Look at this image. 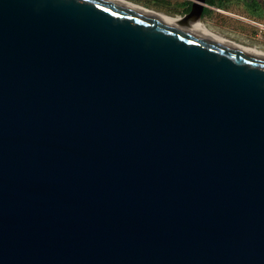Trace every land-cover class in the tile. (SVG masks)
Segmentation results:
<instances>
[{"label":"water","instance_id":"water-1","mask_svg":"<svg viewBox=\"0 0 264 264\" xmlns=\"http://www.w3.org/2000/svg\"><path fill=\"white\" fill-rule=\"evenodd\" d=\"M109 0H0V264H264V55Z\"/></svg>","mask_w":264,"mask_h":264},{"label":"crops","instance_id":"crops-1","mask_svg":"<svg viewBox=\"0 0 264 264\" xmlns=\"http://www.w3.org/2000/svg\"><path fill=\"white\" fill-rule=\"evenodd\" d=\"M231 5H237L240 13V17H237L239 21L234 19L230 20L235 21L233 23L231 22L230 29L233 30L235 25H237L238 31L243 37L242 40L240 38L239 44L264 52V0H231L222 4L214 3L212 6L207 5L205 7L207 10L206 14H211L214 10L222 14L233 16L229 13H225L227 11L224 10L226 8L230 10ZM226 23L227 20L223 22V24ZM233 42L236 43V41Z\"/></svg>","mask_w":264,"mask_h":264},{"label":"rangeland","instance_id":"rangeland-1","mask_svg":"<svg viewBox=\"0 0 264 264\" xmlns=\"http://www.w3.org/2000/svg\"><path fill=\"white\" fill-rule=\"evenodd\" d=\"M147 9H151L154 11H158L164 13L171 17H179L182 18L184 14V10L187 7L188 3H191L193 0H126ZM233 16H229L228 14H222L217 11H212L211 14H204L199 21L203 25H205L212 32L223 36L229 40L236 41L239 44L240 38L243 37L240 35L238 31V26L235 25V28L230 29L231 22L230 20H238V16L240 17V13L237 5H231V9H224ZM227 20L226 24L223 22ZM242 34V33H241ZM242 45V44H241ZM247 47V46H246Z\"/></svg>","mask_w":264,"mask_h":264},{"label":"bare ground","instance_id":"bare-ground-1","mask_svg":"<svg viewBox=\"0 0 264 264\" xmlns=\"http://www.w3.org/2000/svg\"><path fill=\"white\" fill-rule=\"evenodd\" d=\"M109 1L117 3V4H120V5L124 6V7L128 8V9H130L132 11L138 12V13H141V14H144V15H148V16H151V17H155V18H158V19H162V20H165V21H168V22H172V23L181 25L180 24L181 18H179V17H171V16H168V15H166L164 13H161V12H158V11H154V10H151V9H147L145 7H142L140 5H137L135 3H132V2H129V1H126V0H109ZM190 29L199 31L201 33L210 35L212 37L221 39V40L229 42L231 44H234V45L240 46L242 48H245V49L251 50L253 52H256V53L264 55V52H262L260 50H257V49L252 48V47H246V46L237 44V43H235L233 41H230V40H228V39H226V38H224V37L212 32L211 30H209L205 25H203L200 22H197V23L193 24Z\"/></svg>","mask_w":264,"mask_h":264},{"label":"trees","instance_id":"trees-1","mask_svg":"<svg viewBox=\"0 0 264 264\" xmlns=\"http://www.w3.org/2000/svg\"><path fill=\"white\" fill-rule=\"evenodd\" d=\"M229 1H231V0H206V4L209 5V6H212L214 3L222 4V3L229 2ZM190 6H191V3H188L187 7L184 10V14L189 12ZM206 13H207V10L204 9L203 15L206 14Z\"/></svg>","mask_w":264,"mask_h":264}]
</instances>
